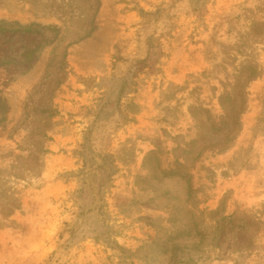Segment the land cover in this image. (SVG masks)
I'll return each mask as SVG.
<instances>
[{"label":"rangeland","instance_id":"1","mask_svg":"<svg viewBox=\"0 0 264 264\" xmlns=\"http://www.w3.org/2000/svg\"><path fill=\"white\" fill-rule=\"evenodd\" d=\"M0 264H264V0H0Z\"/></svg>","mask_w":264,"mask_h":264},{"label":"trees","instance_id":"2","mask_svg":"<svg viewBox=\"0 0 264 264\" xmlns=\"http://www.w3.org/2000/svg\"><path fill=\"white\" fill-rule=\"evenodd\" d=\"M254 24H256V22ZM245 68H247L248 70H250V73H252L253 78L254 77H256V78L258 77L257 76V73H259L258 72V68L256 66L252 65V64L243 65L242 66V69L238 70L239 71L238 73H244V69Z\"/></svg>","mask_w":264,"mask_h":264}]
</instances>
